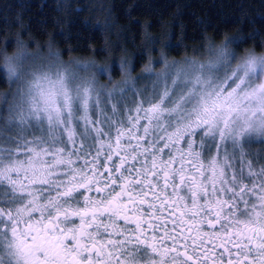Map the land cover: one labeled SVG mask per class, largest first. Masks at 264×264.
Instances as JSON below:
<instances>
[{
    "label": "snow or ice",
    "instance_id": "snow-or-ice-1",
    "mask_svg": "<svg viewBox=\"0 0 264 264\" xmlns=\"http://www.w3.org/2000/svg\"><path fill=\"white\" fill-rule=\"evenodd\" d=\"M56 55L3 66L0 264H264V156L246 151L264 143V56L163 60L151 91L102 99L90 65Z\"/></svg>",
    "mask_w": 264,
    "mask_h": 264
},
{
    "label": "trees",
    "instance_id": "trees-1",
    "mask_svg": "<svg viewBox=\"0 0 264 264\" xmlns=\"http://www.w3.org/2000/svg\"><path fill=\"white\" fill-rule=\"evenodd\" d=\"M220 44L264 54V0H0V104L12 90L4 58L22 49L122 61L137 75L162 54L177 61Z\"/></svg>",
    "mask_w": 264,
    "mask_h": 264
},
{
    "label": "rangeland",
    "instance_id": "rangeland-1",
    "mask_svg": "<svg viewBox=\"0 0 264 264\" xmlns=\"http://www.w3.org/2000/svg\"><path fill=\"white\" fill-rule=\"evenodd\" d=\"M221 46H225V45H213L209 48L204 49L200 54H197L195 56L192 57H188L182 60H177L175 62H179V63H183L185 62V60H197L198 62H204L207 63V61L209 59L212 58L213 55V49L219 48ZM16 54H21V52H17ZM15 54V55H16ZM23 54L25 56H30V57H35V61L33 60H27L24 61V68L25 71L31 70V69H35V68H39L41 66V64L45 63L46 60L50 57V54L53 53H44L41 51H33V50H27V51H23ZM56 54V53H54ZM247 55V54H245ZM245 55L242 56H238V57H244ZM52 59H58V61L64 66V67H74L77 64H88L91 66L90 70L88 72H84L81 73L82 76H85L89 79H91L93 77V75L96 78V87L98 90L101 91L102 93V99H103V93L105 91V89L111 88L113 86V84H116L117 86H119L125 79L129 80V81H135L136 83V88L138 90L144 89L145 87L151 91L152 90V80L155 79V77H151L149 78V73L145 71V69L148 68H152L155 69L156 71H159L161 69H163L164 64H163V60H168L169 62H172V60L168 59L164 54L160 55L158 60L160 61V64L158 65H154V64H146L143 65L142 68L139 70V73L137 75H134V73H131L132 70V65L129 64H124L125 68L124 70H121L120 68V64L122 63L121 58H119L118 60L121 62H118V64H116V66H112L110 63L107 64H101L99 62L93 61L91 59H70V60H63L61 59V57L57 54L56 56H51ZM97 67H107L108 68V73L104 74L101 72L96 71ZM117 74L118 78L116 79L113 75ZM141 75H143V79H139V77H141ZM18 87L17 83L12 82V91H14L16 88ZM162 87V85H161ZM10 98V95H9ZM140 99V97L137 96H133L131 93L128 94V96L125 98V102L128 103H133L135 104V101ZM126 104L127 106L130 104ZM4 105L1 102L0 104V108H2ZM129 108H132L131 106H129ZM106 111H110L109 109H106ZM109 115H111V112H108ZM114 119H116V117H113ZM36 135H40L41 133L36 131L35 132ZM246 151H248L250 154H260L261 156H264V143H261L259 141H254L252 142L250 145H246ZM250 159H252L253 157H250ZM254 163H256L255 159H254ZM259 163H264V161L259 162Z\"/></svg>",
    "mask_w": 264,
    "mask_h": 264
},
{
    "label": "clouds",
    "instance_id": "clouds-1",
    "mask_svg": "<svg viewBox=\"0 0 264 264\" xmlns=\"http://www.w3.org/2000/svg\"><path fill=\"white\" fill-rule=\"evenodd\" d=\"M256 55V56H264V54H257V53H248L247 55H245L244 57H247L248 55ZM20 54H16V55H13V56H6L4 59H5V61L7 62V60H6V58L7 57H11V58H13V59H15L17 56H19Z\"/></svg>",
    "mask_w": 264,
    "mask_h": 264
},
{
    "label": "flooded vegetation",
    "instance_id": "flooded-vegetation-1",
    "mask_svg": "<svg viewBox=\"0 0 264 264\" xmlns=\"http://www.w3.org/2000/svg\"><path fill=\"white\" fill-rule=\"evenodd\" d=\"M126 103H128V102H126ZM131 107L134 108L135 107V104H132ZM121 116H123V115H121Z\"/></svg>",
    "mask_w": 264,
    "mask_h": 264
}]
</instances>
